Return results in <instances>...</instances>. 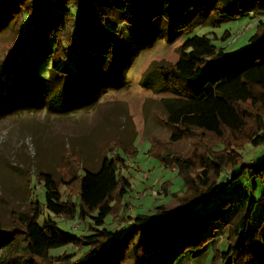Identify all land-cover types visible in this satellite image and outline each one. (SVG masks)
I'll return each mask as SVG.
<instances>
[{
    "label": "trees",
    "instance_id": "obj_1",
    "mask_svg": "<svg viewBox=\"0 0 264 264\" xmlns=\"http://www.w3.org/2000/svg\"><path fill=\"white\" fill-rule=\"evenodd\" d=\"M97 1L0 0L3 24L19 32L26 18L32 25L23 36L25 64L19 75H40L42 61L50 59L52 64L40 76L56 82L52 95L74 88L90 101L87 92L96 81L95 63L112 68L121 60L123 48L117 52L123 43L122 23L131 32L147 31L153 24L145 17L151 0H115L119 22L98 10ZM197 1L212 24L251 16L257 18V29L248 45L229 53L207 34L181 37L177 59L153 69L171 93L163 99L167 113L161 118L171 129L170 143L186 137L194 146L189 157L177 154L171 145L155 154L165 166H176L182 178L183 194H175L179 208L158 205L153 213L129 215V224L115 232L100 226L116 208L117 216L125 209L124 198L132 187L124 174L125 158L105 156L97 170L85 169L72 178L79 210L71 198L62 200L61 184L42 172L38 179L45 189L43 202H36L33 213H21L19 222L0 224L2 264H176L187 251L198 258L210 245L213 264H264V191L257 198L253 195L257 179L264 180V150L253 164L245 163L242 154L247 144L264 146V0ZM170 4L159 0L161 11H169ZM195 22L186 23L185 32ZM229 36L227 32L224 39ZM250 167L251 188L235 184ZM235 187L240 188L237 195L211 205L212 196ZM258 206L262 211L257 215ZM57 217L91 219L92 232L67 233ZM67 244H86L90 254L78 259L51 254Z\"/></svg>",
    "mask_w": 264,
    "mask_h": 264
},
{
    "label": "rangeland",
    "instance_id": "obj_2",
    "mask_svg": "<svg viewBox=\"0 0 264 264\" xmlns=\"http://www.w3.org/2000/svg\"><path fill=\"white\" fill-rule=\"evenodd\" d=\"M170 1L169 11L160 10L159 0L150 1L145 17L153 24L147 31L131 32L122 23L123 43L117 52L118 55L123 48L121 60L112 68L103 62L95 63L96 81L87 92V96L93 97L90 101L74 88L52 95L50 89H56V82L40 76L49 69L45 66L52 64L50 59L42 61L40 75L20 76L25 64L23 36L32 25L26 18L19 32L12 24L0 20V224L3 227L19 222L21 213H33L38 207L36 202H43L45 189L38 179L42 172L50 173L61 184L62 200L71 198L79 210L77 182L72 178L83 175L85 169L97 170L105 156L125 158L128 167L124 174L132 187L124 198L125 209L117 216L116 208L100 227L116 232L129 224V215L153 213L158 205L169 210L179 208L181 202L175 194H183L182 178L176 166H165L155 154L164 153L171 145L174 152L189 157L194 146L186 137L170 143L171 129L161 118L167 113L163 99L171 93L160 85L153 69L177 59V42L181 37L207 34L213 38V44L229 53L248 45L257 25L256 18L247 16L212 24L205 17L208 13L202 15L204 10L197 0ZM114 2L99 0L95 4L98 10L119 22ZM195 19L194 27L185 32L184 25ZM239 30L244 33L233 40ZM227 32L230 36L224 39ZM263 150L264 146L245 145L243 161L253 164ZM252 171L253 168H247L234 183L251 188ZM225 174L229 175V170ZM257 182L259 187L253 194L256 198L264 191V180ZM239 192L240 188L235 187L216 194L210 198L211 205ZM261 211L258 206L255 213ZM56 220L67 233L92 232L91 219L57 217ZM51 254H70L78 259L88 256L90 248L86 244H67ZM213 256L210 245L198 258L191 257L187 251L176 264H213Z\"/></svg>",
    "mask_w": 264,
    "mask_h": 264
},
{
    "label": "built area",
    "instance_id": "obj_3",
    "mask_svg": "<svg viewBox=\"0 0 264 264\" xmlns=\"http://www.w3.org/2000/svg\"><path fill=\"white\" fill-rule=\"evenodd\" d=\"M244 33V31H239L238 34L236 35V37L233 38V40L237 39L240 35H242ZM78 225V224H77Z\"/></svg>",
    "mask_w": 264,
    "mask_h": 264
},
{
    "label": "crops",
    "instance_id": "obj_4",
    "mask_svg": "<svg viewBox=\"0 0 264 264\" xmlns=\"http://www.w3.org/2000/svg\"><path fill=\"white\" fill-rule=\"evenodd\" d=\"M247 17H251V16H247ZM256 20H257V18H256ZM256 20H255V22H256ZM221 247H224V243L223 242L221 243Z\"/></svg>",
    "mask_w": 264,
    "mask_h": 264
}]
</instances>
